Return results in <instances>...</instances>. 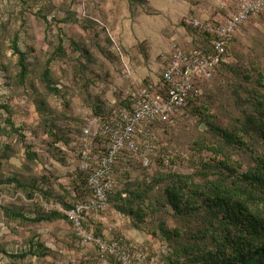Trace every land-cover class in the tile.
Returning a JSON list of instances; mask_svg holds the SVG:
<instances>
[{"label": "clouds", "instance_id": "clouds-1", "mask_svg": "<svg viewBox=\"0 0 264 264\" xmlns=\"http://www.w3.org/2000/svg\"><path fill=\"white\" fill-rule=\"evenodd\" d=\"M231 5L0 0V264H163L165 188L230 193L227 177L264 199V137L246 127L264 112V0L203 44Z\"/></svg>", "mask_w": 264, "mask_h": 264}, {"label": "trees", "instance_id": "trees-1", "mask_svg": "<svg viewBox=\"0 0 264 264\" xmlns=\"http://www.w3.org/2000/svg\"><path fill=\"white\" fill-rule=\"evenodd\" d=\"M204 37L207 51L211 37L208 34ZM246 127L258 137H264V112L249 119ZM12 152L6 145L0 160H7ZM224 183L232 192L193 190L185 185V196L180 190L164 189L176 216V225L183 221L188 229L182 234L179 227L171 228L168 222L160 221V233L165 240L175 243L184 240L182 246L176 243L168 252L169 264H264V209L258 207L264 199L249 195L247 182H235L226 177ZM261 184H264V175L251 178V187Z\"/></svg>", "mask_w": 264, "mask_h": 264}, {"label": "built area", "instance_id": "built-area-1", "mask_svg": "<svg viewBox=\"0 0 264 264\" xmlns=\"http://www.w3.org/2000/svg\"><path fill=\"white\" fill-rule=\"evenodd\" d=\"M262 0H232L231 10L234 12V16L229 18L228 21H217L213 24L211 32L205 30L204 34H208L211 39H216L219 43L220 39H226L230 35L232 28L237 24H243L245 20H250L252 13L256 10L257 7L261 6ZM216 52L219 55H224L225 53L216 49ZM99 147V145H97ZM104 155L107 156L110 151L113 150V146H108L107 150L101 148ZM111 168V164L108 160L101 161V172ZM101 181V176L93 174L87 177V184L93 188L99 195L103 196L105 199L108 198V192L105 191L103 183ZM78 197V196H77ZM127 259V256L125 257ZM117 264H120L119 259L117 258ZM128 264H132L131 261Z\"/></svg>", "mask_w": 264, "mask_h": 264}, {"label": "rangeland", "instance_id": "rangeland-1", "mask_svg": "<svg viewBox=\"0 0 264 264\" xmlns=\"http://www.w3.org/2000/svg\"><path fill=\"white\" fill-rule=\"evenodd\" d=\"M24 2L26 3L27 0H24ZM136 2L143 3L144 0H136ZM193 2L197 3L198 5H200L202 3V0H193ZM37 15H39V14H37ZM261 19L264 20V17H261ZM8 26H9L8 23H5V22L0 21V33H5L6 34L7 29H8ZM69 31L70 32H73L74 35H77L78 36V34L74 32V30L70 29ZM101 31H103V29H101ZM0 38H2V37H0ZM260 46L261 47H264V44H261ZM5 146L6 145H4L3 150H4ZM12 151L14 152L13 149H12ZM13 152H12V154H13ZM0 175H2V172H0ZM76 195L78 197H81L82 196V193H81V191L79 189H76ZM175 218H176V216L174 215V212L172 211V215L169 218V220L167 221L168 224L170 225L171 228H173V227L174 228L175 227H179L181 229V231H182V234H185V232L188 230L187 227H186L187 226V223L186 222L183 223V221H181V222H178V224L176 225ZM183 220L185 221L186 219H183ZM20 235H23V233H20ZM160 235H161V238L167 244V249H168L167 250V253L165 255H163V257H162L163 264H169L170 261L167 259L168 252L172 251L171 248H172V246L175 247V244L176 243L179 244L180 246H182V244L184 243V240L182 239L180 241H176V243L174 241L173 242H168L167 240H165L164 236L161 233H160ZM183 237H185V236H183ZM46 251L47 250H43V252H41L40 255L43 256L44 254H46ZM52 255H57V254L56 253H52ZM77 264H84V262L78 261Z\"/></svg>", "mask_w": 264, "mask_h": 264}]
</instances>
